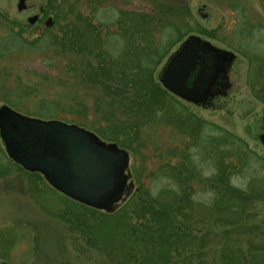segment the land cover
Returning <instances> with one entry per match:
<instances>
[{
	"label": "rangeland",
	"instance_id": "obj_1",
	"mask_svg": "<svg viewBox=\"0 0 264 264\" xmlns=\"http://www.w3.org/2000/svg\"><path fill=\"white\" fill-rule=\"evenodd\" d=\"M18 1L0 0V35L6 34L5 25L16 29L22 25V35L30 39L40 34L44 23L26 25V18L46 8L49 0H26L23 11L18 10ZM58 2L63 25L70 21L71 31L78 28L85 35L86 55L71 56L70 45L52 40L50 33L28 41L20 35L9 38L0 45V105L21 115L78 127L85 125L75 120H96L108 138L118 137L108 140L129 152L134 187L122 200V206L131 204L130 216L123 220L142 218L144 210L137 208L143 202L163 203L171 223L189 230V245L186 242L182 248L172 241L164 257L127 261L116 245H128L131 240L118 233L109 240L114 254L96 241L100 233L93 232L94 237L72 221L70 211H85L88 206L51 189L39 173L14 163L0 136V264H223L221 251L226 243L243 253L241 257L248 251L258 253L257 264H264V142L260 139L264 0ZM93 35L101 36L98 50ZM189 35L236 53L229 72L232 86L219 109L188 103L166 92L159 80L164 62ZM131 37L139 38L136 42L150 38L154 52L135 48ZM141 44L140 48L145 41ZM98 53L107 61L106 72H92L86 65L100 63ZM71 58L77 60L75 68L83 76H76L67 65ZM109 60L132 70L127 74L108 71ZM255 68L259 78L254 76ZM133 71L138 74L131 79ZM6 74H10L8 82ZM142 75L152 76V81L143 80ZM93 76L101 82L94 83ZM80 104L87 108L82 110ZM126 104L132 109L127 114L113 112L121 106L126 109ZM112 113L116 119L110 118ZM190 113L207 123L195 128ZM171 118L178 121L170 122ZM189 186L194 189L188 194L193 200L191 210L182 202ZM145 246L135 243L139 251Z\"/></svg>",
	"mask_w": 264,
	"mask_h": 264
},
{
	"label": "water",
	"instance_id": "obj_2",
	"mask_svg": "<svg viewBox=\"0 0 264 264\" xmlns=\"http://www.w3.org/2000/svg\"><path fill=\"white\" fill-rule=\"evenodd\" d=\"M23 7L24 0H19L18 9ZM234 58L232 51L189 35L168 56L158 77L166 89L198 102L213 94L216 85L228 86L227 70ZM0 136L9 157L26 169L40 170L75 200L110 211L124 190L127 151L75 124L29 118L3 107Z\"/></svg>",
	"mask_w": 264,
	"mask_h": 264
},
{
	"label": "trees",
	"instance_id": "obj_3",
	"mask_svg": "<svg viewBox=\"0 0 264 264\" xmlns=\"http://www.w3.org/2000/svg\"><path fill=\"white\" fill-rule=\"evenodd\" d=\"M58 3H59L58 0H49V2L46 4L47 5L46 10L51 11L52 13H54V15L58 16L57 21H58L59 33L54 34L52 36V40H56V41L58 40V41H61L63 43L69 44L70 48H68V49H70L72 51V52H70L71 56H73V54H78L81 56L86 55L88 50L85 52V50L87 48L85 35H83L80 32V30H78V28H76L75 30L73 29V31H71L70 25H69L70 21L69 22L65 21L64 22L65 26L63 25V23L61 22V13H63L61 11H63V10L60 9V5ZM131 13H134V12L131 11ZM130 15H133V14H130ZM134 16H135V14H134ZM91 37L94 39V42L97 43V45H95V47L98 50L100 48L99 41H100L101 36L100 35H93ZM98 38H99V40H98ZM138 39L139 38L133 39V37H131L130 42H132V44H133L132 46H135V48H137V49L154 52V49H152L153 47H151V45H150V42H151L150 38L149 39L146 37L140 38L142 42H143V40L145 41V45H143V47H141V48L139 47L141 44V41L139 40L140 42H136V41H138ZM87 42H88V40H87ZM63 45H65V44H62V46ZM98 56H99V53H98ZM150 56H152V55L148 54V57H150ZM73 58H71V60H73ZM104 59L105 58H103V56H99L98 60H100V63H97V65H95L92 62H87L86 65L88 68L89 67L92 68V72H97L98 70H105V72H106L107 70L105 69V67L103 65H105L107 63V61H105ZM76 61L77 60H73V61L69 62V64H67V65H71L73 67L74 71L76 72V76H83L80 69L75 68V66L77 64ZM53 63H54V61H53ZM108 63H109V65L107 67L108 71L109 70H113V71L115 70L117 73H122L121 72V70H122L123 71L122 74H124V73L127 74L128 70H132V69L127 70V68H125V67L117 66L115 63H112L110 60ZM251 66H253V65H251ZM94 69H95V71H94ZM66 70L68 71L69 68H67ZM257 70H258L257 68L254 69L255 74H256ZM134 72L135 71H133L130 74L131 79H133L136 76V74H138V73H134ZM254 76H255V78H259L258 74L254 75ZM148 78L151 79V80L149 79V81H152L153 77L142 75L143 80H148ZM92 81L94 83H100L101 82L97 76H95V77L93 76ZM61 85H65V84L61 83L59 86H61ZM64 92L67 93V91H64ZM261 92L264 93L263 87L261 89ZM260 98L264 100V95H262ZM80 106H82V108H83L82 110L87 108V105H81L80 104ZM120 108H123V107L121 106V107H119V109H114L115 111L113 110V112H115L116 114H119L120 116H123L124 114L128 113L129 109L132 110L130 107L127 106V104L124 105V108H126V109H120ZM125 116L130 117V114L125 115ZM110 118L116 119V115L114 113H112V116ZM110 118H109V120H110ZM75 121L78 123L80 122L82 125H85L86 127L93 129L94 131L98 132V134H100L102 137H104V138L107 137L108 133L105 132L106 130H104L103 127H100V124L96 120L91 121L90 119H88L86 117V119H84V121L82 120V122L78 121V120H75ZM104 121H106V119H104ZM175 121L177 122L178 118H171V120H170V122H175ZM103 135H105L106 137ZM107 139L117 141L118 137L116 135H114V136H111V138L107 137ZM131 142H132V140H130L128 138L126 143L130 144ZM192 188L193 187L189 186L190 190L186 191L189 193H185L184 200L182 199L183 205L186 208H189V203L191 204V202H193V200L190 199V197L188 196V194H192V192L194 191V189H192ZM147 203L150 205L149 207H147V205H146ZM129 204H130V201L126 205H123L121 207V209H119L113 213H109V214L108 213L105 214V213H102L100 211H96V210H93L90 208H86L85 211L82 210V211H70V212H72V214H73L72 215V221L75 222L81 228H83V230L92 234L94 237H95V234H94L95 232L100 233V239L98 238V239H96V241L100 242L99 244H102V246L105 245L106 247H108V249H111L114 254H116V250L115 249L113 250V247H112L113 245H110L111 242L109 240L115 238L116 234L120 233V235L124 239H127L128 241L131 240V242L128 245L123 244V242H121V245H116L117 250L122 251V253H123L122 256L127 261H132V259H135V260L139 259V260H142V262H144L145 261L144 259H153L154 256L155 257H164L166 255V253H169V247L171 246L172 241H176V242L180 243V245H182V248H184L187 245L188 239H189V235L187 232H189V230H186V228H184L182 225L180 227H177L176 225L171 223V220L169 219V216L167 215V212H168L167 208L168 207L165 204L157 202V201L141 203L140 204L141 207H138L137 210H140V211L144 210L143 217L142 218L136 217V221L128 223L126 221V219L130 216L127 212V209L131 206V204L130 205ZM215 205L217 207L224 208V206H222L221 204H215ZM196 207L197 206H195V208ZM225 208H228V207L225 206ZM133 209L134 208H132V210ZM189 210H191V209L189 208ZM64 214H66V213H64ZM126 216H128V217L125 220H123V218ZM91 219H93V221ZM175 227H177V228H175ZM181 228H183V229H181ZM138 242L142 246L145 244L147 245V246H145L144 250H142V251L136 250L135 243H138ZM188 245H189V243H188ZM228 245L229 244L226 243V245H224L226 250L221 251L223 264H257V262H259L260 255L258 253H256V252L251 253L250 251H248V252L244 253V257H241V254H243V253L234 252V249L229 248ZM134 251L141 252V254L135 255ZM263 261L264 260L262 259V262ZM148 262H150V261H148Z\"/></svg>",
	"mask_w": 264,
	"mask_h": 264
},
{
	"label": "flooded vegetation",
	"instance_id": "obj_4",
	"mask_svg": "<svg viewBox=\"0 0 264 264\" xmlns=\"http://www.w3.org/2000/svg\"><path fill=\"white\" fill-rule=\"evenodd\" d=\"M19 2V1H18ZM26 8V0H24V7L22 8V9H18L19 11H23V9H25ZM32 19V20H31ZM58 16H56V15H54V13H52L51 11H48V10H46V8H44L43 10L42 9H39V12H37V13H34V14H32V15H29V16H27V18H26V22H25V24L26 25H34L35 23H37V22H41V21H43V23H44V25H43V27H42V29L40 30V34H38V35H36V36H33V37H31L30 39H28V38H26V37H24L23 35H22V32H23V26L21 25V26H19V27H17L18 29H16V27H15V25H12V26H7V25H5L4 27L6 28V34H3V35H0V45L1 44H5V43H8L7 41H9V38H11V37H14L15 38V36L16 35H20V38L21 39H25V40H32V39H35V38H40L42 35H48L49 33L50 34H52V35H54V34H58L59 33V31H52V29L55 27H57L58 28ZM214 45V44H213ZM217 47H219V46H217ZM1 48V47H0ZM220 48H223V47H220ZM223 49H226V48H223ZM228 50H230V49H228ZM232 51V50H231ZM233 53H234V55H235V58H234V60L236 59V53L234 52V51H232ZM4 56H5V54H4ZM3 56V57H4ZM7 56H9V55H7ZM6 57V56H5ZM233 60V61H234ZM165 63V62H164ZM233 63V62H232ZM232 63H231V65L229 66V68H228V70H227V76H228V86L225 88V89H222V86L220 85V84H218V85H216V89L214 90V92H213V94H209V96L207 97V98H205V100H202V101H198V102H194V101H192V100H188V99H185V98H183L184 100H186V102H188V103H193L195 106H197V107H204V108H206V107H211V108H213V109H219L220 107H221V104L219 103L220 102V100L222 99V98H224L225 96H227V94L229 93V91H230V89H231V86H232V82L230 81V76H229V72H230V68H231V66H232ZM42 65H43V63H42ZM164 65V64H163ZM162 68V67H161ZM199 68V67H198ZM6 76H7V80H5V82H8V81H10V74H6ZM19 82H21V79H19ZM59 87V86H58ZM254 88V90L256 89L255 87H253ZM39 89H37V91H38ZM166 92H168L167 90L168 89H164ZM1 92H2V87H1V90H0ZM176 94V93H175ZM176 96H178V97H181V96H179V95H177L176 94ZM3 107H7L6 105H4V104H2V105H0V109H2ZM217 107V108H216ZM7 108H9V109H13V108H10V107H7ZM17 108L19 109L20 108V106L18 105L17 106ZM184 110H186V109H184ZM189 115V117L191 118V119H193L194 121H196V123H195V128H197V127H199V129L201 128V125L205 122V123H207L205 120H203V119H201L200 117H198V116H196L195 114H193V113H190V114H188ZM23 116H26V117H29V118H34L33 116L31 117V116H27V115H23ZM34 119H38V120H42V121H49V120H53V119H49V120H44V119H42V118H34ZM62 122V121H61ZM186 121H184L183 123H185ZM67 124V123H66ZM73 124V123H72ZM210 124V123H209ZM211 126H214L213 124H210ZM81 128H84L85 130H87V131H89V132H92V133H94L97 137H98V139L101 141V142H103V143H105V144H116L117 145V147H118V144H117V142H112V141H110V140H108L107 138H104V137H102L100 134H98L96 131H94V130H92L91 128H89V127H86V126H84V127H81ZM262 130H263V132H262V134H263V136H261L260 137V139L264 142V118L262 119ZM97 133V134H96ZM4 149H5V147H4ZM126 150V149H125ZM127 151V153H128V165H127V167H126V169H125V173L128 175V179H127V182H126V185H125V187H124V190H123V192H122V194H121V196H120V198L118 199V200H116L114 203H113V207H112V209L110 210V211H117V210H119V209H121V207H122V200L125 198V196H126V194H128V195H131V193H132V191H133V187H134V182L132 181V174H131V171H130V169H129V152H128V150H126ZM7 156H8V158L9 159H11L14 163H16L17 165H19L20 167H22V168H24V169H26L23 165H21L20 163H18V162H15L11 157H9V155L7 154ZM27 171H29V172H31V173H39L41 176H43V178L46 180V182H47V184L50 186V188L51 189H54V190H56L57 192H60L61 193V191L60 190H58L55 186H53L47 179H46V176L44 175V173L43 172H41L40 170H29V169H26ZM63 193V192H62ZM68 196V195H67ZM71 198V197H70ZM73 199V198H72ZM75 200V199H74ZM76 201H78V200H76ZM79 203H81V204H85L86 206H88V208H90V209H93V210H96V211H100V210H103V211H100V212H102V213H105V214H107L108 213V211L109 210H107V209H105V208H98V207H94V206H91V205H88V204H86V203H83V202H80V201H78Z\"/></svg>",
	"mask_w": 264,
	"mask_h": 264
}]
</instances>
